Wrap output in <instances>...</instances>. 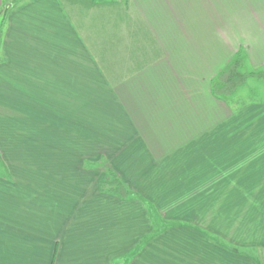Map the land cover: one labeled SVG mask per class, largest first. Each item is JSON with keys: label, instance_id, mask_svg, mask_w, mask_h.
<instances>
[{"label": "crops", "instance_id": "crops-1", "mask_svg": "<svg viewBox=\"0 0 264 264\" xmlns=\"http://www.w3.org/2000/svg\"><path fill=\"white\" fill-rule=\"evenodd\" d=\"M11 1L0 264H264V99L212 91L264 0Z\"/></svg>", "mask_w": 264, "mask_h": 264}, {"label": "trees", "instance_id": "trees-1", "mask_svg": "<svg viewBox=\"0 0 264 264\" xmlns=\"http://www.w3.org/2000/svg\"><path fill=\"white\" fill-rule=\"evenodd\" d=\"M4 9L2 11H4ZM2 15L5 16V12ZM243 62V56L239 54L230 61L221 74L214 80V82H212V91L214 94L225 98L233 94L238 87L243 85L247 78L264 76V70L256 71L255 69H251L245 71ZM100 186L101 190H106L110 193L120 195L121 197H127L130 194V190L112 171L108 172L107 179L102 182Z\"/></svg>", "mask_w": 264, "mask_h": 264}, {"label": "rangeland", "instance_id": "rangeland-1", "mask_svg": "<svg viewBox=\"0 0 264 264\" xmlns=\"http://www.w3.org/2000/svg\"><path fill=\"white\" fill-rule=\"evenodd\" d=\"M6 1V0H4ZM14 3V4H18L20 2H22V0H12L11 3ZM12 6V5H11ZM10 5L6 3V5H4L2 7V10L4 9V11H1L0 12V30H1V23L3 21V16L2 15L4 12L6 14V11L9 9ZM244 63V62H243ZM243 67H244V70L247 71V70H251V69H255L256 71H263L264 68H252L248 65H246V63L243 64ZM247 82V85L244 86L245 88L242 89V90H239V92L237 93L236 95V99L238 101H241L243 98L245 99V101H250V100H257V99H264V76L262 75L261 77H258V78H253V77H249L247 78V80L245 81ZM250 89V88H254V90H251L252 92H248L247 89Z\"/></svg>", "mask_w": 264, "mask_h": 264}]
</instances>
